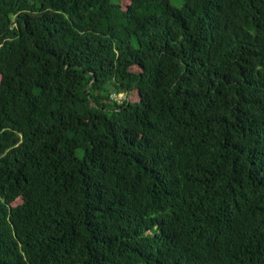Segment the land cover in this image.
Returning <instances> with one entry per match:
<instances>
[{"label": "trees", "instance_id": "obj_1", "mask_svg": "<svg viewBox=\"0 0 264 264\" xmlns=\"http://www.w3.org/2000/svg\"><path fill=\"white\" fill-rule=\"evenodd\" d=\"M0 264H264V0H0Z\"/></svg>", "mask_w": 264, "mask_h": 264}, {"label": "rangeland", "instance_id": "obj_2", "mask_svg": "<svg viewBox=\"0 0 264 264\" xmlns=\"http://www.w3.org/2000/svg\"><path fill=\"white\" fill-rule=\"evenodd\" d=\"M169 2L178 7L181 5L182 0H169Z\"/></svg>", "mask_w": 264, "mask_h": 264}, {"label": "built area", "instance_id": "obj_3", "mask_svg": "<svg viewBox=\"0 0 264 264\" xmlns=\"http://www.w3.org/2000/svg\"><path fill=\"white\" fill-rule=\"evenodd\" d=\"M113 99L119 102L121 99H123V96H113Z\"/></svg>", "mask_w": 264, "mask_h": 264}]
</instances>
